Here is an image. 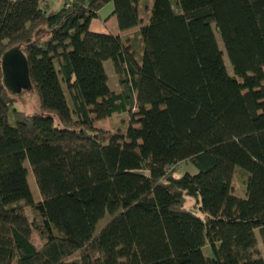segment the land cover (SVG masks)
Wrapping results in <instances>:
<instances>
[{
  "label": "trees",
  "instance_id": "obj_1",
  "mask_svg": "<svg viewBox=\"0 0 264 264\" xmlns=\"http://www.w3.org/2000/svg\"><path fill=\"white\" fill-rule=\"evenodd\" d=\"M44 1L0 0V264H264V0H149L143 24L136 0ZM109 3L116 33L89 30ZM14 47L30 115L2 81Z\"/></svg>",
  "mask_w": 264,
  "mask_h": 264
},
{
  "label": "rangeland",
  "instance_id": "obj_2",
  "mask_svg": "<svg viewBox=\"0 0 264 264\" xmlns=\"http://www.w3.org/2000/svg\"><path fill=\"white\" fill-rule=\"evenodd\" d=\"M44 3H48L50 10H59L62 7V1L61 0H45L43 2V4ZM136 4L138 5L137 15L139 17H141V19H142L141 23L143 24L144 21L148 19V13H147L146 5H148V7L150 6L149 0H136ZM112 12H113V4L109 3L98 12V16L96 18L91 20V22L89 24V30L95 31L98 33L112 32V30L115 31L116 28L112 29V27H111L112 24H115V26H116V23H115L116 21L114 20V18H113V21L111 23H109L110 28H107L105 26V22L112 18ZM138 28L136 30H138ZM132 32H135V31H132ZM134 34H136V32L131 33L128 36L131 35L130 43L134 44L136 56H139V52L141 50V47L139 44V40L134 36ZM128 36L124 35L122 39L128 40ZM215 37L217 39V44L219 46V49L223 52V59H224L227 71L229 73H232V69H231L230 63L228 61L227 55L225 53L222 41H221L220 36L218 35L217 32H215ZM105 71H106V74L108 75V86H109V88L113 91L118 89L119 84H118V81H117V78L115 75L113 63L111 61H107L106 65H105ZM64 91H65V94H66L67 99H68V105L71 106L70 97L68 95V91H67L66 87H64ZM9 94H10V97L13 99L12 109H15V110L20 111V112H24L27 115H30L34 112H37V110H38V99H37L36 94L32 90L24 89L20 93L13 94V93L9 92ZM12 121L13 120L11 119V122ZM127 123H128V117H126V116L115 117L114 119L108 121L104 125V127H106L108 130H111V131L124 130ZM24 165H25L26 169L28 170L27 180L29 183V187H30L32 196H33V200H34V202H39L41 200L40 194H39L37 185L35 183V179L33 177V174L30 170V166H29L28 162H25ZM176 168H177V172L175 174L176 176H182L185 172H188L190 174L196 173V169L192 165H186V164L181 163ZM235 171L236 172H235V175L233 178V184L235 187L234 191L240 197H244L245 196V193H244L245 192V188H244L245 174L239 168H237ZM185 206L188 209L194 210L196 207V200L193 198H186V205ZM28 215L30 217H33L30 209H28ZM109 220H110V216L107 214L103 219H101L98 222V224L95 228V233H98ZM32 239H33V242L36 246H40L41 243H40L39 237L37 235H33ZM258 246H259V249H260L262 256L264 258L263 247H262L260 240L258 241ZM204 254L208 257L211 256V252L208 248H204Z\"/></svg>",
  "mask_w": 264,
  "mask_h": 264
},
{
  "label": "water",
  "instance_id": "obj_3",
  "mask_svg": "<svg viewBox=\"0 0 264 264\" xmlns=\"http://www.w3.org/2000/svg\"><path fill=\"white\" fill-rule=\"evenodd\" d=\"M1 72L4 87L10 93L17 94L24 89H31L27 60L18 47L3 54Z\"/></svg>",
  "mask_w": 264,
  "mask_h": 264
},
{
  "label": "crops",
  "instance_id": "obj_4",
  "mask_svg": "<svg viewBox=\"0 0 264 264\" xmlns=\"http://www.w3.org/2000/svg\"><path fill=\"white\" fill-rule=\"evenodd\" d=\"M112 21H113V17H112L110 20H108V21L105 22V26H106L107 28H110L109 23H111ZM111 27H112V29H113V28H116L114 24H112ZM137 28H138V27H135V28H133V29H131V30H128V31L118 32L117 35H118L119 37L123 38L124 35L128 36V35L131 34V33L138 32V31H139V28H138V30H136ZM112 29H111V30H112ZM116 29H117V28H116ZM116 29H115V31L112 30V33H116V31H117ZM132 31H135V32H132ZM94 32H95V31H94ZM106 63H107V62H105L104 65H106ZM116 90H117V89H116Z\"/></svg>",
  "mask_w": 264,
  "mask_h": 264
},
{
  "label": "built area",
  "instance_id": "obj_5",
  "mask_svg": "<svg viewBox=\"0 0 264 264\" xmlns=\"http://www.w3.org/2000/svg\"><path fill=\"white\" fill-rule=\"evenodd\" d=\"M71 2H72V0H68V5H70V4H71Z\"/></svg>",
  "mask_w": 264,
  "mask_h": 264
}]
</instances>
